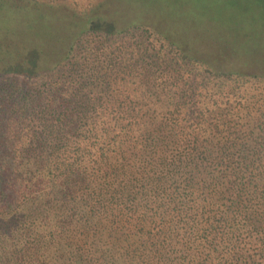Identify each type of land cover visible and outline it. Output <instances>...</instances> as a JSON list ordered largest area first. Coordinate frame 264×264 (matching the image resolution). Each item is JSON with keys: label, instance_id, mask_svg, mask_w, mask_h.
I'll return each mask as SVG.
<instances>
[{"label": "trees", "instance_id": "trees-1", "mask_svg": "<svg viewBox=\"0 0 264 264\" xmlns=\"http://www.w3.org/2000/svg\"><path fill=\"white\" fill-rule=\"evenodd\" d=\"M68 1L0 35V264H264V71Z\"/></svg>", "mask_w": 264, "mask_h": 264}, {"label": "rangeland", "instance_id": "rangeland-1", "mask_svg": "<svg viewBox=\"0 0 264 264\" xmlns=\"http://www.w3.org/2000/svg\"><path fill=\"white\" fill-rule=\"evenodd\" d=\"M230 1L95 0L90 11L103 19L101 25L123 26L132 21L159 24L188 40L203 57H225L228 66L264 71V11L254 0L233 7ZM78 9L68 0L52 5L0 0V35L57 38L63 36L65 24L64 29L72 32L80 26L77 22L85 21V13Z\"/></svg>", "mask_w": 264, "mask_h": 264}]
</instances>
